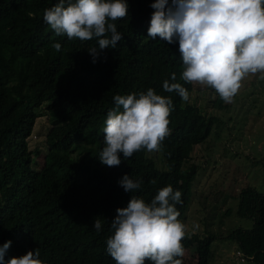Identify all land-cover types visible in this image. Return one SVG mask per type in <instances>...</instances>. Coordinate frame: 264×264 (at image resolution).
Segmentation results:
<instances>
[{
	"label": "trees",
	"instance_id": "obj_1",
	"mask_svg": "<svg viewBox=\"0 0 264 264\" xmlns=\"http://www.w3.org/2000/svg\"><path fill=\"white\" fill-rule=\"evenodd\" d=\"M57 2L0 0V247L11 241L4 264L35 249L44 264H115L106 247L114 231L110 222L131 196L150 202L171 185L181 192L176 208L185 224L198 168L185 161L221 118L163 90L165 80L187 91L192 84L181 79L178 42L147 36L154 0H126L128 16L115 22L123 38L102 50L95 63L87 50L97 46L96 38L57 36L44 21V11ZM57 42L59 52L53 48ZM149 88L173 101L169 134L159 151L163 165L146 149L128 159L120 153L119 166L102 164L103 128L114 96ZM212 103L227 105L219 95ZM39 109L49 120L43 151L27 144ZM251 161L260 165L262 188L246 184L232 195L235 215L250 225H233L226 234L186 226L183 264L188 255L189 264H207L216 239L233 241L242 261L264 264V151ZM125 174L141 180V188L125 192L118 184ZM95 219L102 221L100 231L93 227Z\"/></svg>",
	"mask_w": 264,
	"mask_h": 264
},
{
	"label": "clouds",
	"instance_id": "obj_2",
	"mask_svg": "<svg viewBox=\"0 0 264 264\" xmlns=\"http://www.w3.org/2000/svg\"><path fill=\"white\" fill-rule=\"evenodd\" d=\"M147 36L159 37L167 44L178 42L184 65L181 79L214 89L225 103H231L250 74H264V0H154ZM126 0H58L43 14L44 21L57 36L81 41L97 39L87 51L96 62L102 50L115 48L122 40L117 20L128 16ZM53 48L59 52L62 45ZM176 80V74H171ZM163 90L175 92L184 101L189 92L180 83L163 82ZM115 106L108 111L103 128L105 147L99 160L109 167L146 149L161 150L169 134L168 117L173 108L170 97L151 88L146 92L114 96ZM118 184L125 192L141 188L142 181L123 175ZM181 192L165 186L150 202L131 196L126 207L117 208L111 220L113 234L107 238L108 254L115 264H183L182 240L186 225L176 208ZM95 230L102 221H93ZM11 241L0 247V264ZM38 249L12 257L7 264H44Z\"/></svg>",
	"mask_w": 264,
	"mask_h": 264
},
{
	"label": "rangeland",
	"instance_id": "obj_3",
	"mask_svg": "<svg viewBox=\"0 0 264 264\" xmlns=\"http://www.w3.org/2000/svg\"><path fill=\"white\" fill-rule=\"evenodd\" d=\"M188 102L195 103L205 115H217L221 120L214 122L205 139L195 144L188 162L198 164L193 180L185 224L200 233L204 229L226 234L233 225H250L246 217L234 213L232 195L246 184L262 188L261 168L251 161L264 151V74H250L231 103L224 107L213 105L218 93L207 86L191 83ZM49 126L46 112L39 109L30 135L28 147L38 146L44 150L43 138ZM157 166H162L160 152H148ZM235 243L228 239L211 242L212 258L207 264H252L242 261L235 251ZM192 256V255H191ZM188 255L185 264L192 257Z\"/></svg>",
	"mask_w": 264,
	"mask_h": 264
}]
</instances>
